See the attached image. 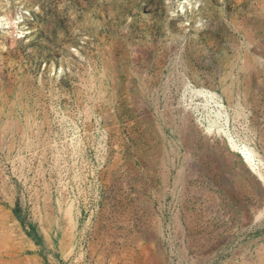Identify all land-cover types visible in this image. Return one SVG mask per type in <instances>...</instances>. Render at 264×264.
<instances>
[{"label":"rangeland","instance_id":"obj_1","mask_svg":"<svg viewBox=\"0 0 264 264\" xmlns=\"http://www.w3.org/2000/svg\"><path fill=\"white\" fill-rule=\"evenodd\" d=\"M0 264H264V0H0Z\"/></svg>","mask_w":264,"mask_h":264},{"label":"bare ground","instance_id":"obj_2","mask_svg":"<svg viewBox=\"0 0 264 264\" xmlns=\"http://www.w3.org/2000/svg\"><path fill=\"white\" fill-rule=\"evenodd\" d=\"M198 92H202V90H198ZM207 93V92H206ZM208 94V93H207ZM209 95H211L212 97H215V103H217V105L219 106V107H222V104H221V102H220V99L215 95V94H213V93H210ZM223 111V110H222ZM217 114L218 115H221V112L218 110L217 111ZM228 135V134H227ZM228 140H229V143L234 147V148H237L238 150H240L241 151V153L243 154V157H244V159H245V161L247 162V164L252 168V169H254L255 170V166H256V161H255V159H256V153L252 150V149H250V148H248L247 146H245V145H242V146H238V145H236L235 143H234V140L231 138V137H229L228 136ZM258 172V171H257Z\"/></svg>","mask_w":264,"mask_h":264},{"label":"crops","instance_id":"obj_3","mask_svg":"<svg viewBox=\"0 0 264 264\" xmlns=\"http://www.w3.org/2000/svg\"><path fill=\"white\" fill-rule=\"evenodd\" d=\"M244 161V160H243Z\"/></svg>","mask_w":264,"mask_h":264}]
</instances>
